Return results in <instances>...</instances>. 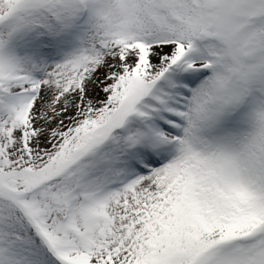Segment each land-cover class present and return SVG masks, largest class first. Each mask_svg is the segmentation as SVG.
Listing matches in <instances>:
<instances>
[{
    "label": "snow or ice",
    "instance_id": "obj_1",
    "mask_svg": "<svg viewBox=\"0 0 264 264\" xmlns=\"http://www.w3.org/2000/svg\"><path fill=\"white\" fill-rule=\"evenodd\" d=\"M0 264H264V0H0Z\"/></svg>",
    "mask_w": 264,
    "mask_h": 264
}]
</instances>
